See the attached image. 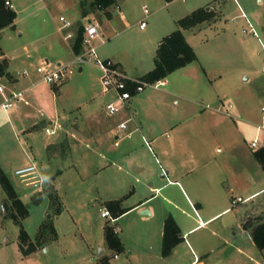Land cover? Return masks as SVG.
Listing matches in <instances>:
<instances>
[{
    "label": "rangeland",
    "instance_id": "1",
    "mask_svg": "<svg viewBox=\"0 0 264 264\" xmlns=\"http://www.w3.org/2000/svg\"><path fill=\"white\" fill-rule=\"evenodd\" d=\"M84 1L86 0H11L13 8L17 11L14 26L0 30V45L9 58L10 75L0 76V81L8 86L24 87L29 75H22L19 80L14 81L10 77L14 71L21 72L26 67L30 75L32 71L40 75L36 67L42 59L53 65L69 63L74 58L69 44L74 41L75 36L63 39V34L68 30L75 33L81 24L88 21L84 9L86 15L99 21L101 29L105 32L107 41L98 46L100 56L107 58L103 56V50L112 52L114 56L111 59L122 61L129 76L142 75L155 60L157 33L167 34L174 30L177 22H171L168 26V18L173 15H187L189 12L184 11L189 9L188 6L192 3V0H174L170 7H162L157 0H129L120 8L125 11L123 16L117 4L109 7L114 14V18L110 20L104 11L89 5L84 7ZM87 1L89 3L90 0ZM239 2L241 7L235 0H212L205 4L206 8L212 6L213 17L198 23L192 32L187 34L198 54L197 60H200L197 64L198 73L205 76V71L210 75L223 72L226 80L224 89L231 88L234 91L225 99V102L231 100L236 105L231 109L232 115L236 108H240L257 122L235 123L233 116L222 114L218 118L219 125L202 138L205 142L213 140L220 143L219 148L222 150L218 148L219 154L224 155L225 159H230L231 163L240 164L242 168L251 167L254 175L256 173L252 164L256 161L252 151L264 144V128H257V125L263 122L264 107V0ZM144 3L151 11L148 16L144 15L142 9ZM61 15L72 22L70 28H59L62 24L59 18ZM144 16L147 26L140 27V20ZM29 62L34 65L30 66ZM80 66H84L83 72L79 70ZM100 75L101 70L92 64L73 63L69 66L67 79L60 86L56 102L63 128L57 129L55 133L45 131L48 119L40 113V108L43 107L47 112L54 114V104L50 98L43 97L36 102L31 100L30 104L18 103V112L16 108L7 111L0 108V165L28 207V214L22 220L23 227L32 238L47 219H51L56 228L57 240L46 242L48 252L41 248L38 253V260L45 264H96L93 257H97L99 249L91 250L90 243L94 246L98 242L104 243L106 222L120 226L122 223L126 224L132 216L123 215L124 217L116 223L109 217L101 216L106 197L103 189L99 187L96 169L103 159L94 150L95 144L86 139V132L83 135L82 128L92 123L93 118L87 116L90 106L99 108V115L104 121L118 120L122 111L107 115L103 110L108 102L105 97L109 94H102ZM205 82L197 90L211 92L209 80L206 79ZM179 83L185 90L189 89L182 81ZM151 90V86H146L144 91L136 93V96ZM21 100L24 101L23 97ZM191 104L181 99L179 104L171 103L167 112L176 111V118L182 121L200 120L198 113L201 110L197 111L199 105H193L196 108L192 109ZM75 119L80 126L75 130L79 139L71 134L75 131L65 128L66 122ZM132 123L130 120L126 122L128 126ZM91 131L96 133L94 129ZM165 131L162 139L167 138V133L172 135L170 129ZM186 132L189 134L192 130ZM132 135L136 140L142 138L140 133ZM256 136L259 140L258 146L253 147L251 142ZM151 145L159 155L156 144L152 142ZM211 151L209 148V152ZM107 153L109 154V151ZM33 163L37 165L43 178L39 187L15 173L17 168ZM244 183L247 184L248 180L245 179ZM233 185L232 179L230 186ZM54 186L62 202L60 213H55L57 202L54 204L46 193L47 188L54 189ZM245 186L246 191L242 187L239 190L233 188L236 193H242L245 197L250 190L264 186V170L260 181ZM10 205L0 183V264H34L31 261H22L23 253L18 245L20 225L8 213ZM238 207L241 209L240 215H244L248 208H256L259 215L252 217L248 222L257 223L260 219L264 220V193L253 200L239 203ZM226 216L217 222H221ZM123 233L121 229L118 231L121 238ZM246 251L249 255L253 251L254 257H258L260 261L264 259L260 249L253 243L246 246ZM126 256L127 254H121L119 259L114 261L116 264H125ZM241 258L246 260L245 264H254L256 261L255 258H252V261L244 256ZM151 260L153 264L155 258Z\"/></svg>",
    "mask_w": 264,
    "mask_h": 264
},
{
    "label": "crops",
    "instance_id": "2",
    "mask_svg": "<svg viewBox=\"0 0 264 264\" xmlns=\"http://www.w3.org/2000/svg\"><path fill=\"white\" fill-rule=\"evenodd\" d=\"M127 1L129 0H115L114 3L119 7L122 16L125 11L120 8ZM157 1L161 3L159 6L170 7L174 0ZM211 1L192 0V3L188 6L189 9L184 12L191 13L197 8L205 7V4ZM235 1L241 7L239 0ZM144 5L146 3L142 5L143 12ZM208 8L213 9L211 5ZM108 10L111 12L109 19L112 20L114 14L111 9L108 8ZM144 15L146 16L145 12ZM85 17L90 16L85 15ZM179 18H181L180 15H173L168 18V26L171 22L172 24L177 22ZM79 27L74 33V41L69 44L73 54L76 53L72 46L76 40ZM193 29L194 27L184 29V35L192 46L193 43L187 32H192ZM101 32L102 38L98 39V45L107 41L105 32L102 29ZM163 34L166 35L165 33H157L156 40L158 43L164 36ZM63 39H65L64 34ZM101 39H104V41ZM102 54L108 58L114 56L112 52L107 50H103ZM196 55V60L176 69L164 78L165 83L161 85L162 87L151 86L153 90L138 96L135 93L128 101L127 106L120 110L122 115L119 116L118 120L104 121L99 115L100 110L97 106L88 108L87 116L93 118V120L91 124L89 123L88 126L82 128L84 129L83 135L86 132L85 136H88L86 139L95 144L94 150L103 159L96 169V177L100 179V181L98 179L99 187L103 189L106 197L103 202L105 207L101 212L104 209L110 210L115 218L114 223L119 222L124 217L123 215H132L126 224L122 223L120 226L114 224L118 231L121 229L124 232L122 238L119 236L125 246L124 251L114 253L107 245L105 229L107 225H111L108 222L104 225V243L98 242L95 246L90 243L91 250L94 248L99 249L97 257H93L96 264H99L102 257H109L110 263L116 264L114 260L119 259L121 254H127L125 264H152V258H155L153 264H245L246 260H243L241 256L250 259V261L255 258L253 251H250V255L246 251L247 245L252 243L256 245L252 236V227L255 223H250L248 220L259 214H257L256 208L252 207L248 208L247 211L245 210L244 215H240L241 209L238 204L260 196L264 193V186L250 190L245 197L242 193H236L234 188L239 190L242 187L246 191L245 185L256 184L262 178L264 168L254 154L255 150L261 146L252 151L255 163H257L252 164L256 173L253 175L251 167L242 168L240 164L231 163L230 159H225L224 155L219 154L220 143H215L213 140L212 142H205L202 136L208 135L219 125L220 119L218 120V118L222 114L233 116L235 123L237 121L242 124L257 122L254 118L248 117L240 108H236L234 115H232L231 109L236 105L231 100L225 102V99L234 91L231 88L224 89L223 86L226 83L224 73L216 72V74L210 75L208 71H205V76L201 75L197 69V64L200 62V60H197V52ZM43 60L45 59L41 61ZM114 61L129 76L123 62L118 59ZM29 63L30 66L34 65L32 62ZM153 67L154 61L153 65L149 64L142 75ZM79 70L83 72L84 66H80ZM7 75H10L9 66ZM22 75H29L24 87L16 88L8 86L2 81L0 83L4 84L8 91L18 90L22 92L24 101L20 99L18 103L30 104L31 100L36 102L43 97L50 98L54 104V114L47 112L43 107L40 108L41 115H45L48 119L46 120V127L53 122L58 124L57 129L63 128L62 123L59 121L60 115L56 105L60 94V86L63 83L55 85L48 83L42 80V77L34 71L31 75L24 74L23 71H14L10 77L11 80L15 81L19 80ZM142 75L129 77L139 78ZM206 79L209 80L212 87L211 92L206 93L197 90L206 83ZM99 80L101 82V75ZM180 81L189 89L185 90L181 87ZM102 94L105 96L109 94L105 97L107 101L113 96L111 92L104 90ZM181 99L192 103V109L195 107L193 105H199L197 111L201 110L198 113L201 116L200 120L182 121V119L176 118V111L167 112L171 108V103L179 104ZM18 103L16 112L19 111ZM103 110L107 115H110L106 108ZM63 117L65 116L63 115ZM128 120L133 121L131 126L126 124V127H122L120 125L121 122H127ZM261 124H258L257 128ZM79 127L77 119L65 123V128L72 131L79 129ZM91 129L96 130V133H93ZM169 129L172 135L169 136L167 133V138L162 139L163 131ZM87 130L89 131L87 132ZM187 130H192V132L188 134ZM134 133H140L142 138L134 139L132 135ZM71 134L79 139V134L76 131ZM152 142L156 144L159 155L152 147ZM213 143L215 144L213 145ZM86 144L89 145V143ZM209 148L212 149L211 152H209ZM219 150L221 151L222 148H219ZM234 159L235 155L233 156ZM241 178L247 179L248 183H244ZM232 179L234 188L230 186V180ZM107 189H110V191ZM236 196L248 198V200L232 204V199ZM110 200H121V206L125 211L116 214L108 205ZM168 216L174 217L178 223L181 239L174 245L168 255H164L162 253L164 222ZM224 216H226L225 219L217 222ZM241 230L249 232L252 241H240L238 231ZM56 240L57 238L51 241ZM41 248L48 252L45 243L30 254L22 255L21 253L22 261L45 264V262L42 263L38 260L40 258L38 253ZM259 249L264 256V248ZM255 259L254 264H262V262L264 264V259L262 261L258 257ZM142 260L144 261L141 262Z\"/></svg>",
    "mask_w": 264,
    "mask_h": 264
},
{
    "label": "trees",
    "instance_id": "3",
    "mask_svg": "<svg viewBox=\"0 0 264 264\" xmlns=\"http://www.w3.org/2000/svg\"><path fill=\"white\" fill-rule=\"evenodd\" d=\"M115 3V0H90L84 1V7L89 5L92 8L104 11V13L110 17L111 12L108 8ZM86 15L85 9L83 10ZM214 10L208 7H200L193 10L191 13L179 18L177 20V27L171 32L164 35L158 43L156 56L154 60V67L147 71L139 79L155 82L160 79L166 78L176 69L187 65L188 63L196 60L197 55L194 47L188 42L184 35V29L197 26L198 23L205 20H209L213 17ZM17 17V11L5 4V0H0V30L8 26H14L15 18ZM83 27L80 26L76 40L72 46L75 52H79L82 49ZM0 75L8 74L9 58L4 55V51L0 45ZM256 159L262 164L264 168V145L255 150ZM0 183L2 184L7 198L11 205L9 214L14 221L20 225L19 234V249L24 255L30 254L38 247L43 246L46 242L57 238L56 228L51 219L45 220L36 233L35 237H31L26 229L23 227L22 220L28 214V207L21 200L12 182L6 175L3 168L0 166ZM48 187V186H47ZM51 201L56 204L55 213L62 211V202L57 193V189L54 186L47 188ZM116 214H120L125 209L121 206V200H110L108 202ZM110 211V210H109ZM252 236L254 242L259 248H264V220L260 219L252 227ZM105 237L107 245L114 251V253H120L124 251L125 246L121 241L118 232L115 231L114 226L107 225L105 229ZM181 239L180 228L178 223L172 216H168L164 222V234L162 253L168 255L174 245ZM99 264H111L109 257H102Z\"/></svg>",
    "mask_w": 264,
    "mask_h": 264
},
{
    "label": "built area",
    "instance_id": "4",
    "mask_svg": "<svg viewBox=\"0 0 264 264\" xmlns=\"http://www.w3.org/2000/svg\"><path fill=\"white\" fill-rule=\"evenodd\" d=\"M5 4L13 7L11 0H5ZM144 12L147 16L149 14L148 5H144ZM60 20L62 24L60 29L70 28L72 22L68 20L65 16L61 15ZM88 21L82 25V49L74 54L73 60L67 64L58 63L53 65L48 60H43L36 67V71L41 75L42 80L48 83L62 84L67 79V69L73 63H78L80 65L84 64H94L97 66L101 72V83L103 90L106 92H111L113 94L112 98L106 103V110L108 114L114 115L122 108L127 106L130 98L138 93L146 86L159 87L165 83L163 79L157 80L155 82H148L139 78H132L127 76L116 64V62L111 58H103L98 52V43L96 42L99 38H102V32L100 29V23L98 20L92 17H87ZM146 25L145 18L140 21V26L144 27ZM74 36L72 30H68L64 33V38L68 39ZM104 41V39H101ZM24 74H29V70L25 68L23 70ZM0 95L2 100L0 101V108L7 111L10 108H16L18 101L22 98V92L18 90L8 91L4 84L0 83ZM231 106V104H229ZM263 119H264V107H262ZM122 127H126V121L121 122ZM58 128L57 123L51 122L49 126L45 128L47 133H55ZM264 128V121L258 126V130ZM258 137H255L251 144L253 147L258 146ZM15 173L19 175L23 180H26L33 184L35 187L41 186L43 183V178L39 172V169L35 163L19 167L15 170ZM248 198H243L241 196H236L232 199V204L238 202H245ZM104 217H109L112 221L115 218L112 216L108 209H104L101 212ZM115 231L118 232V228L114 227Z\"/></svg>",
    "mask_w": 264,
    "mask_h": 264
},
{
    "label": "water",
    "instance_id": "5",
    "mask_svg": "<svg viewBox=\"0 0 264 264\" xmlns=\"http://www.w3.org/2000/svg\"><path fill=\"white\" fill-rule=\"evenodd\" d=\"M238 239L242 242H249L252 241V236L247 231H238Z\"/></svg>",
    "mask_w": 264,
    "mask_h": 264
}]
</instances>
